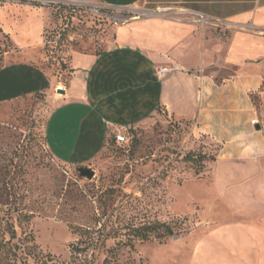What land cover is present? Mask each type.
Here are the masks:
<instances>
[{
	"label": "crops",
	"instance_id": "1",
	"mask_svg": "<svg viewBox=\"0 0 264 264\" xmlns=\"http://www.w3.org/2000/svg\"><path fill=\"white\" fill-rule=\"evenodd\" d=\"M99 1L130 14L103 51L72 54V75L45 123L52 154L87 164L115 129L161 113L191 123V135L217 149L211 170L193 183L206 223L186 264H264V0ZM185 11L222 24L198 26ZM41 27L30 20L16 41L38 44ZM51 86L32 62H8L0 105Z\"/></svg>",
	"mask_w": 264,
	"mask_h": 264
},
{
	"label": "rangeland",
	"instance_id": "2",
	"mask_svg": "<svg viewBox=\"0 0 264 264\" xmlns=\"http://www.w3.org/2000/svg\"><path fill=\"white\" fill-rule=\"evenodd\" d=\"M129 14L99 0H0V68L30 61L52 80L47 92L0 105V264H186L204 232L193 183L211 170L217 147L193 137L191 123L161 113L115 129L82 165L57 159L47 145L45 123L67 86L72 54L103 51ZM32 19L41 20L40 42L20 45ZM120 131L127 142H116ZM156 222L174 233L137 235Z\"/></svg>",
	"mask_w": 264,
	"mask_h": 264
},
{
	"label": "built area",
	"instance_id": "3",
	"mask_svg": "<svg viewBox=\"0 0 264 264\" xmlns=\"http://www.w3.org/2000/svg\"><path fill=\"white\" fill-rule=\"evenodd\" d=\"M185 19L201 27H218L222 24L221 20L209 16L203 12L199 11H185ZM162 72V70H160ZM255 123V120H252ZM117 143L127 142L128 139L123 132H118L114 135Z\"/></svg>",
	"mask_w": 264,
	"mask_h": 264
},
{
	"label": "trees",
	"instance_id": "4",
	"mask_svg": "<svg viewBox=\"0 0 264 264\" xmlns=\"http://www.w3.org/2000/svg\"><path fill=\"white\" fill-rule=\"evenodd\" d=\"M72 72H73V70H72V68L70 66V73H72ZM71 75L72 74H70L69 77H71ZM201 157H203L205 159V155L204 154H202ZM212 159L214 160V158H211V160ZM154 225H155V229H153L151 227L139 228L137 235L138 236H142L143 238H148V235H149L150 231H158L159 228H163V230L165 232H167L168 234H173L174 233L172 228H171V226L169 224L165 223V222H156ZM15 236H16L15 232H12V238H15ZM15 254L16 253H14V255Z\"/></svg>",
	"mask_w": 264,
	"mask_h": 264
},
{
	"label": "water",
	"instance_id": "5",
	"mask_svg": "<svg viewBox=\"0 0 264 264\" xmlns=\"http://www.w3.org/2000/svg\"><path fill=\"white\" fill-rule=\"evenodd\" d=\"M59 90H60V92H64V89H62V88H59ZM80 173H81L82 175H86V176H88L89 178H93L94 175H95V172L92 171V170H90L88 167H83V168H81V169H80Z\"/></svg>",
	"mask_w": 264,
	"mask_h": 264
}]
</instances>
